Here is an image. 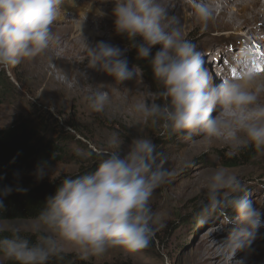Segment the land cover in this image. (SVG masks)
Instances as JSON below:
<instances>
[{"label": "clouds", "instance_id": "9594fccd", "mask_svg": "<svg viewBox=\"0 0 264 264\" xmlns=\"http://www.w3.org/2000/svg\"><path fill=\"white\" fill-rule=\"evenodd\" d=\"M64 2L0 0V68L33 59L58 41L53 24ZM167 3L114 0L115 31L130 43L122 49L103 40L89 45L83 39L87 67L108 74L117 84L132 79L137 71L129 67L126 52L135 48L138 58L151 65L160 101L139 100L132 105L143 120L160 127L162 133L189 141L195 136L223 139L229 156L250 146L264 150V80L250 67L249 53L242 48L231 58L238 78L214 82L204 56L183 37L181 18L169 15ZM193 8L206 28L213 18L211 9L204 0H194ZM156 45L160 47L153 54ZM86 102L92 111L103 112L110 97L97 88ZM122 142L118 133H112L95 152L96 167L59 179L55 193L34 216L0 215V264H49L53 258L62 259L69 247L83 260L112 247L131 251L148 247L157 226L163 227L155 220L151 197L173 173L165 167L166 158L156 153L150 136L133 138L124 155H120ZM50 169L42 162L34 174L41 180ZM204 180L206 191L196 220L204 226L223 218L222 225H233L217 245L218 254L232 264L237 252L251 249L258 229L264 227V212L248 198L240 178L227 169H211ZM14 190L26 191L18 186L0 188V211L5 209L4 198ZM235 264H245L244 258Z\"/></svg>", "mask_w": 264, "mask_h": 264}, {"label": "rangeland", "instance_id": "374dc122", "mask_svg": "<svg viewBox=\"0 0 264 264\" xmlns=\"http://www.w3.org/2000/svg\"><path fill=\"white\" fill-rule=\"evenodd\" d=\"M112 1L114 0H86L85 5L81 6L75 0H65L54 24L59 23L65 29L69 27L74 30L80 27L79 25L86 24L87 31L91 32L89 37L86 36L89 45L103 40L123 49L129 45V41L123 34H117L115 31ZM80 12L83 14H79ZM79 20L84 23H78ZM235 31L226 28L208 34L188 32L189 34L183 36L197 45L204 56L210 76H214L212 77L214 82L218 83L220 77L233 78L238 73L231 64V58L242 48L249 53L250 67L260 76H264V52L256 50L257 47L247 43L248 41L251 43V37L242 39L240 35L244 33L243 31L239 34ZM159 47V45L153 46V54ZM126 56L129 67H136L137 77L116 84L121 89L123 98L110 101L103 112L92 111L86 102L87 96L78 94L69 98L64 104H59L57 99H52L44 82L38 83L37 87L34 86L35 83L27 76L23 62L0 68V80L3 79L2 84L0 83V130L9 127L20 118L41 116L51 125L58 124L56 130L61 129V132L57 135L68 142L71 152H76L79 156L86 154V151L96 152L114 132L123 139L120 155L128 151L133 138L150 136L157 145L156 153H159L161 158H166L165 167L173 173L154 191L150 200L155 220L158 225L162 223L163 227L157 226L146 248L131 251L123 247H112L103 255L93 256L84 261L94 264H204L200 262V243L205 239L215 241L225 238L228 231L221 233L220 230L233 226L222 225L223 218L211 219L204 226L198 225L196 210L199 209L205 196L204 178L211 169L217 167H223L236 174L242 181L248 198L264 212V150H258L254 146L245 148L253 157L243 160L241 152L234 156L227 154L228 145L223 139L195 136L189 141L178 134L162 133L160 127L143 120L132 109V105L139 100L160 101L145 82L141 69L134 63L131 47L128 48ZM50 64L55 67L54 62ZM260 67H262L261 72H259ZM214 69L220 73L213 74ZM95 72L97 73L94 79L99 80L98 73L101 74L102 71L95 70ZM72 85V81L68 80L67 86L72 87ZM53 134L55 133L49 132L50 136ZM56 139L61 141L57 137ZM75 145L81 148H74ZM231 160H235L236 163L226 164V161ZM76 169L77 166L69 161L56 163L51 166L48 175L43 179H54ZM24 233L31 235L28 232ZM263 234L264 227H261L258 229L256 240ZM252 250L251 248L248 252L234 257L233 261L242 257L245 260ZM66 254L79 257L70 247ZM4 264H12V262L5 261Z\"/></svg>", "mask_w": 264, "mask_h": 264}, {"label": "bare ground", "instance_id": "6f19581e", "mask_svg": "<svg viewBox=\"0 0 264 264\" xmlns=\"http://www.w3.org/2000/svg\"><path fill=\"white\" fill-rule=\"evenodd\" d=\"M85 1L75 0L81 6L82 4L85 5ZM167 2L169 15H176L181 18L183 36L188 32L208 34L212 31L232 28L238 34L243 31L244 33L240 37L245 40L247 37H251V43L249 41L247 43L257 47L256 50L264 52V0H204L213 13V18L208 22L206 28L202 26L194 15V0H167ZM79 14L83 13L80 12ZM77 18L80 19V17ZM78 23H84V21L79 20ZM79 26L74 30L69 27L65 29L59 23L53 24V31L58 37V41L53 42L44 53L33 59L23 61L28 78L30 77L35 83V87H37L38 83L44 82L52 99H57L59 104H64L69 98L75 97L77 94L87 96L97 88L106 91L111 102L118 101L123 98V95L114 78L101 72V74L98 73L99 80H96L94 76L97 72L87 67L84 40L87 43L88 39L86 36L89 37L91 32L87 31L86 24ZM50 62H54L55 67H52ZM261 70L262 67L259 68V72ZM212 72L213 74L216 72L220 73V71L218 72L215 69ZM238 75L239 73L234 77L237 78ZM260 77L261 80H264V76ZM68 80L72 81V87L67 86ZM230 228L227 227L226 230L221 229L220 231L223 233ZM223 239L215 241L205 239L200 243L199 255L201 263L228 264L217 252V245ZM251 248L253 250L247 254L245 264H264V234L253 242ZM243 253L237 252L234 257ZM234 263L232 259V264Z\"/></svg>", "mask_w": 264, "mask_h": 264}, {"label": "trees", "instance_id": "16d2710c", "mask_svg": "<svg viewBox=\"0 0 264 264\" xmlns=\"http://www.w3.org/2000/svg\"><path fill=\"white\" fill-rule=\"evenodd\" d=\"M131 55L134 63L141 69L145 82L151 87V92L156 95L158 86L155 83L151 65L146 59L138 58L135 48H131ZM2 81L3 79L0 80L1 84ZM57 125L49 124V121L41 116L37 118L27 117L20 118L9 127L0 130V176L4 177L0 179V188L9 185L13 188L18 186L26 190L23 192L14 190L5 197V209L0 211V215L7 218L34 216L46 198L55 193L60 182L59 179L80 174L96 167L95 152L86 151L83 156L71 152V147L67 145L68 142L57 135L58 132H61V129L56 130ZM50 131L55 133L53 134L54 137L49 135ZM56 137L61 141H57ZM75 147L81 148L77 145ZM240 152L243 160L253 157L247 149ZM68 161L74 163L77 169L71 173L61 174L58 176L59 178L38 180L34 174L36 166L42 162H47L53 166L56 163ZM235 163V160L226 161L228 165ZM23 234L29 239L35 240V236L32 234ZM49 264L94 263L86 262L75 255L65 254L62 259H51Z\"/></svg>", "mask_w": 264, "mask_h": 264}, {"label": "water", "instance_id": "95a60500", "mask_svg": "<svg viewBox=\"0 0 264 264\" xmlns=\"http://www.w3.org/2000/svg\"><path fill=\"white\" fill-rule=\"evenodd\" d=\"M198 210H196V212H197Z\"/></svg>", "mask_w": 264, "mask_h": 264}]
</instances>
